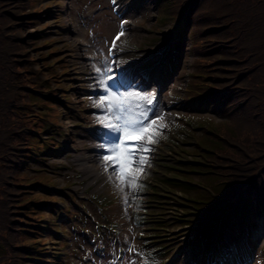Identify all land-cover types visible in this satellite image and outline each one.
Segmentation results:
<instances>
[{
    "label": "snow or ice",
    "instance_id": "snow-or-ice-1",
    "mask_svg": "<svg viewBox=\"0 0 264 264\" xmlns=\"http://www.w3.org/2000/svg\"><path fill=\"white\" fill-rule=\"evenodd\" d=\"M115 2V0H114ZM123 34L121 30L120 35ZM119 36H117V39ZM115 47V42H113ZM111 49H109V56ZM112 61L107 57L104 59L100 67H96L100 84L104 88L105 96L102 100L111 98L105 112L112 115L114 123L109 122L104 124L108 133L113 136L111 144L102 145L104 148L103 159L110 161L105 164V171L109 167L116 175L119 183L116 185L123 191V185L135 187L137 175L134 173L142 172V165L146 163L143 156H138V153L149 151L147 142H155V137L152 135V128L155 125V119H150L153 114V108L149 107L153 104L151 96H139L137 99L144 103H137L134 106L129 104L127 107L124 101L127 99L122 95L114 92L113 89L120 87V78L114 73L117 69H113ZM135 70H126L120 73V77L132 78ZM110 81V83H108ZM101 106L102 105H98ZM162 119V117H161ZM103 123V121H101ZM112 179V176L109 177ZM127 203V198H125Z\"/></svg>",
    "mask_w": 264,
    "mask_h": 264
},
{
    "label": "trees",
    "instance_id": "trees-1",
    "mask_svg": "<svg viewBox=\"0 0 264 264\" xmlns=\"http://www.w3.org/2000/svg\"><path fill=\"white\" fill-rule=\"evenodd\" d=\"M212 2L214 4L212 10L207 7V12L202 13L198 19L202 34L211 36L215 48L214 54L223 52L234 63L239 64L233 43L240 41V32L243 35L252 20L256 17L264 18V7L257 0H213ZM247 17L248 19L244 20ZM240 25L242 28L239 31ZM244 38H248V34H245Z\"/></svg>",
    "mask_w": 264,
    "mask_h": 264
},
{
    "label": "rangeland",
    "instance_id": "rangeland-1",
    "mask_svg": "<svg viewBox=\"0 0 264 264\" xmlns=\"http://www.w3.org/2000/svg\"><path fill=\"white\" fill-rule=\"evenodd\" d=\"M213 0H209L207 6L210 10H212V7H213ZM260 5L262 7H264V0H257ZM14 10H16L15 13L17 12H20L18 11V8H21L20 5H16V4H13V5H2L0 7V9H4V8H7L9 6H14ZM20 10V9H19ZM220 9L218 8L217 11H219ZM13 21L10 20L8 21L7 19L4 20L3 22V28L4 29V32L3 33H7L8 30L12 31L14 29V27H10V28H7L6 26L9 25L10 23H12ZM10 34H14V35H19L20 33H10ZM22 34V33H21ZM7 41L8 37L5 38ZM145 40H151L150 38H145ZM256 44V43H255ZM255 44H251L250 47H252L253 45ZM10 46H12V53L13 55L11 56L12 59L14 60H18L19 58V55H17L19 52H21V48L18 46V45H12L10 44ZM253 48V47H252ZM182 62V69L179 73V79L181 77H184L187 72H191V70H189L188 68V64L190 62V58L189 56L185 55L183 60L181 61ZM183 80V79H182ZM181 80V81H182ZM260 90L259 87L256 88V91H255V95L258 96V91ZM174 96H176L177 98H174L172 96V98L170 99L171 100V103L172 105H177L179 103H183L182 101L185 99L184 97V92H181V91H176L174 93ZM255 100V98H254ZM255 103V101H254ZM209 110L211 109V107H208ZM256 110L261 114V117L264 118V106H261V105H257L256 106ZM202 117L199 116V115H194V116H191L190 114L188 116H184V119L186 120L183 124H184V127L183 128H180V130L178 132H176L175 134H178V136H172L173 138V142L174 144L171 143L172 147H173V150L170 154H167L165 156V159H166V162L170 164L169 167H159L157 168V171L159 172H167L168 171V168H174V170H179L180 167H178L177 164H175L173 161H172V158H181V157H184L186 154H190V150L189 149V145L192 144L190 140H187L188 141V145L186 144H183L181 142V140L184 138V137H187V136H192V137H196V136H201V133L199 131V129L196 127V126H193L191 125L192 123V119L193 120H198V119H201ZM254 119H256L257 121V118L258 116L257 115H254L253 117ZM221 119V117H215V116H211V118H209L208 120H213L214 122H217ZM190 124V125H188ZM196 151V150H194ZM187 158V157H186ZM155 162H157V158L154 159ZM188 160V159H186ZM185 172L186 169H183L182 171L180 172ZM177 173V171H174ZM151 175L152 177H154L156 175V173L152 174L151 172ZM151 177V178H152ZM150 195V194H149ZM166 193L161 191L157 196H156V199L153 200L151 198V196H149L147 198V201L145 203V210H146V213H145V217L148 218V219H151L153 218L159 211L163 210L164 208H166L167 206H169L171 203H172V200L168 197H166ZM178 239H181L180 236H178Z\"/></svg>",
    "mask_w": 264,
    "mask_h": 264
},
{
    "label": "clouds",
    "instance_id": "clouds-1",
    "mask_svg": "<svg viewBox=\"0 0 264 264\" xmlns=\"http://www.w3.org/2000/svg\"><path fill=\"white\" fill-rule=\"evenodd\" d=\"M60 0H22L20 7L18 8L17 13H14V16H19L20 18L25 19L24 22L27 24L26 18L29 20H33V13H36L38 20L41 18H45L48 14H44V11H48L49 13L54 10V6L59 3ZM16 4V3H15ZM17 5V4H16ZM20 9V10H19ZM16 12V10H15ZM42 14V17H41ZM54 14H50V18H53ZM73 15H67L65 22H69L73 20ZM44 21V20H43ZM50 21H44L42 24H45ZM62 22L58 23L55 26L54 32L58 39L61 38V30H62ZM45 34V32L43 33ZM49 40V37H44L43 41Z\"/></svg>",
    "mask_w": 264,
    "mask_h": 264
}]
</instances>
